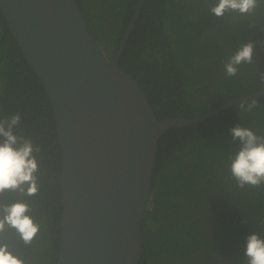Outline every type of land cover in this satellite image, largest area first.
<instances>
[{
  "label": "trees",
  "instance_id": "1",
  "mask_svg": "<svg viewBox=\"0 0 264 264\" xmlns=\"http://www.w3.org/2000/svg\"><path fill=\"white\" fill-rule=\"evenodd\" d=\"M76 1L111 62L140 0ZM216 2L143 0L140 5L118 66L137 81L158 121L198 118L264 87L251 63L238 66L234 77L224 67L242 44L253 42V61L264 76V0L251 15L228 12L220 18L210 10ZM101 20L109 23L103 36L96 31ZM16 113L21 121L14 133L31 138L41 149L36 154L38 192L6 191L0 203H27L40 230L25 244L6 227L2 242L24 264H57L61 155L50 100L0 12V119ZM237 124L264 135V97L233 104L197 125L171 128L160 136L138 264H248L247 237L256 233L264 239V183L241 188L231 175L230 157L240 141L232 139L230 130ZM187 206L204 217L198 222L184 217Z\"/></svg>",
  "mask_w": 264,
  "mask_h": 264
},
{
  "label": "water",
  "instance_id": "2",
  "mask_svg": "<svg viewBox=\"0 0 264 264\" xmlns=\"http://www.w3.org/2000/svg\"><path fill=\"white\" fill-rule=\"evenodd\" d=\"M0 12L50 100L61 155L57 264H138L160 136L264 91L158 121L118 66L126 38L109 62L76 0H0Z\"/></svg>",
  "mask_w": 264,
  "mask_h": 264
},
{
  "label": "clouds",
  "instance_id": "3",
  "mask_svg": "<svg viewBox=\"0 0 264 264\" xmlns=\"http://www.w3.org/2000/svg\"><path fill=\"white\" fill-rule=\"evenodd\" d=\"M261 2L262 0H217L210 10L217 18L228 12L245 16L254 13ZM253 55L254 43L242 44L224 65L227 76H236L238 66L252 63ZM255 103L253 101L249 108L254 107ZM240 107L243 109L244 105L241 104ZM20 121V113L0 119V195L6 191H19L34 196L38 192L37 173L40 165L36 154L41 149L31 138L14 133V128ZM230 131L232 139L240 141L235 157H230L231 175L241 188L246 184L261 185L264 183V135H257L252 129L239 124ZM29 212L30 206L22 201L0 203V264H24L2 240L7 227L14 229L25 244L32 242L40 230V225ZM245 256L248 264H264V239L258 234L252 233L247 237Z\"/></svg>",
  "mask_w": 264,
  "mask_h": 264
},
{
  "label": "flooded vegetation",
  "instance_id": "4",
  "mask_svg": "<svg viewBox=\"0 0 264 264\" xmlns=\"http://www.w3.org/2000/svg\"><path fill=\"white\" fill-rule=\"evenodd\" d=\"M92 2H94V3H98L99 0H92ZM142 2H143V0H140V1H139V5H138V8H137V12H136L135 16L133 17V21H132V24H131L129 30L126 31L125 38H126V37L128 36V34L130 33V31H131V29H132V27H133V25H134V23H135V21H136V19H137V16H138V14H139L140 5L142 4ZM108 24H109V23L105 24V23H104V20L99 21L98 24H97V27H96V31H97V33L100 34L101 36L105 35V31H104V29H105L106 31L108 30V29H107ZM249 38H251V35L249 36ZM255 58L257 59V56H255ZM260 63H261L262 65H264V64H263V63H264V58H261V59H260ZM251 67H252V69L254 70V73L257 75V79L260 78L261 80H264V76L261 74V70H260V68L257 66L256 63H254V61L251 63ZM261 91H264V87L262 88ZM260 97H264V95H262V96H260ZM260 97H258V98H260ZM200 123H201V122H200ZM198 124H199V123H198ZM195 125H197V124H195ZM190 126H191V125H190ZM184 127H185V126H184ZM186 127H187V126H186ZM181 200H182V203L184 204V203H185V199H184L183 197H181ZM148 206H150V207L152 206L151 202L149 203ZM204 215H205V214H204L203 212H201V210H199V211H198V210H192V209L188 208V206L184 208V217H186V218H191V219L193 218V219H194V222H198V220H199L200 218L204 217ZM227 261H229V260H227ZM184 264H185V263H184ZM216 264H226V260H222V261L217 260V263H216Z\"/></svg>",
  "mask_w": 264,
  "mask_h": 264
}]
</instances>
